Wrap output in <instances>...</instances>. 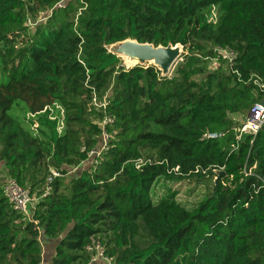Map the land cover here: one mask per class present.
<instances>
[{
  "label": "trees",
  "instance_id": "trees-1",
  "mask_svg": "<svg viewBox=\"0 0 264 264\" xmlns=\"http://www.w3.org/2000/svg\"><path fill=\"white\" fill-rule=\"evenodd\" d=\"M59 1L0 0V166L31 194L51 188L29 221L0 173V264H43L45 241L51 264H264V125L235 132L264 100V0ZM127 39L180 44L183 60L172 75L121 68L108 46ZM94 96L114 118L103 151ZM19 101L38 134L11 113ZM206 175L216 180L192 209L176 192L153 199L161 177ZM93 241L111 263L94 260Z\"/></svg>",
  "mask_w": 264,
  "mask_h": 264
},
{
  "label": "built area",
  "instance_id": "built-area-1",
  "mask_svg": "<svg viewBox=\"0 0 264 264\" xmlns=\"http://www.w3.org/2000/svg\"><path fill=\"white\" fill-rule=\"evenodd\" d=\"M68 0H60L57 3V7L64 6L65 2ZM214 7V6H213ZM211 19L210 22L216 23L213 20L217 17L215 9L212 8L211 14L209 15ZM29 24L33 25L31 20L28 21ZM220 53L225 56L229 63H233L237 57L236 51L233 49H222ZM260 87H264V85L259 81H255ZM93 104L96 110H100L105 113L103 119L99 122L102 129V146L101 151L107 149L108 142L110 139V133L107 128V125L114 122V118L107 112V106L109 104L107 98L100 100L97 96L93 98ZM63 124L64 127V120L61 118V126ZM264 125V105L261 102H257L252 107L251 111L248 115L244 118L241 125L235 128V132H237V140L239 141L242 138V135L245 133H250L256 135L261 127ZM34 126H38V124H34ZM60 126V128H61ZM62 127V128H63ZM221 136V134L217 132H206L203 135V139H212ZM232 147L236 148L237 144H232ZM101 151L93 150L90 152V156L92 155H100ZM178 167L176 168V170ZM52 176L51 177H58L61 176V173L57 169L51 170ZM50 177V180L52 179ZM51 188L48 186L43 193V195L38 196L36 194H31L23 185H21L18 180L10 175H6L3 181V191L8 198L9 202L12 204L13 208L21 213L25 219L29 221H33V211L36 208V205L39 203L42 197L49 194ZM87 249L91 252H94V260L102 259L108 263H111V259L105 254V250L102 247L101 243L93 241L91 244L87 246Z\"/></svg>",
  "mask_w": 264,
  "mask_h": 264
},
{
  "label": "rangeland",
  "instance_id": "rangeland-1",
  "mask_svg": "<svg viewBox=\"0 0 264 264\" xmlns=\"http://www.w3.org/2000/svg\"><path fill=\"white\" fill-rule=\"evenodd\" d=\"M213 9H215L216 15L217 17H215L213 20H215L216 22L218 21V9L217 6L212 7ZM211 19L208 16V20ZM213 23V22H212ZM129 40H134V39H127ZM127 40L124 41H120L117 42L115 44L109 45L108 49L111 52H114L116 54H118L121 59H122V64L124 65L126 68L131 67L133 65H136L138 63H141V61L137 60L136 62L134 61L135 59L125 55V54H121L118 53V48L119 46L126 42ZM175 47H179V49L181 50V56L179 57V59H177L175 61V63L172 65L170 72L168 74L172 75L176 68L177 65L183 60L182 57V53L185 52L184 48L182 45L177 44L175 45ZM222 49H229V48H223V47H219L218 51L220 53V50ZM220 61L219 59H213L212 63L210 64L212 68H216L218 67L217 64H219ZM148 64V63H147ZM150 64V63H149ZM211 68V69H212ZM163 73V72H162ZM164 74V73H163ZM6 81V76L3 72V70L0 68V84ZM60 111H62L61 108L58 109L57 113L54 115H51L50 117H52L53 119H57L58 120V130L59 132H62V127L63 124L61 126V117L63 113H59ZM11 113L13 114V116H15L16 118H18L20 121H26L27 125L29 126L30 130L35 133L38 134L39 133V128H40V122L38 121V116L39 114H33L31 112L27 113V106L24 104V102L19 101L17 103V105L13 108V110L11 111ZM236 118H238V115L235 116ZM24 119V120H23ZM239 120H243L241 117H239ZM34 124H38V126H34ZM61 126V128H60ZM142 162V160L140 161V163ZM0 173H1V180L2 183L5 179V176L8 175V171L7 168L4 164H1L0 166ZM214 180H216V178H214ZM210 176L206 175L204 176H199L197 178H167V177H161L157 180V182L155 183L153 190H152V196L154 201H158L160 199L161 196L165 195L167 192H176V200L178 203L182 204L183 206H185L186 208L192 209L194 207H196L204 198L205 196L208 194L210 188L212 187V183L213 181ZM99 242V241H96ZM100 243V242H99ZM102 245V244H101ZM44 261L43 264H48L49 263V259H48V255H46V251H53V247L52 245L45 241V246H44ZM103 247V245H102ZM104 248V247H103Z\"/></svg>",
  "mask_w": 264,
  "mask_h": 264
},
{
  "label": "water",
  "instance_id": "water-1",
  "mask_svg": "<svg viewBox=\"0 0 264 264\" xmlns=\"http://www.w3.org/2000/svg\"><path fill=\"white\" fill-rule=\"evenodd\" d=\"M118 53L128 55L141 61L142 64L153 63L158 66L162 72L167 75L172 65L181 56L179 47L155 46L151 43H141L137 40H127L118 48ZM121 65V68H124ZM264 105V100L261 101Z\"/></svg>",
  "mask_w": 264,
  "mask_h": 264
},
{
  "label": "crops",
  "instance_id": "crops-1",
  "mask_svg": "<svg viewBox=\"0 0 264 264\" xmlns=\"http://www.w3.org/2000/svg\"><path fill=\"white\" fill-rule=\"evenodd\" d=\"M53 249H55L54 244H53ZM53 254H54V253L49 254V255H48V256H49L48 259H50V257H52ZM48 264H51V263L49 262Z\"/></svg>",
  "mask_w": 264,
  "mask_h": 264
},
{
  "label": "bare ground",
  "instance_id": "bare-ground-1",
  "mask_svg": "<svg viewBox=\"0 0 264 264\" xmlns=\"http://www.w3.org/2000/svg\"><path fill=\"white\" fill-rule=\"evenodd\" d=\"M135 62L137 61V59L134 60Z\"/></svg>",
  "mask_w": 264,
  "mask_h": 264
}]
</instances>
